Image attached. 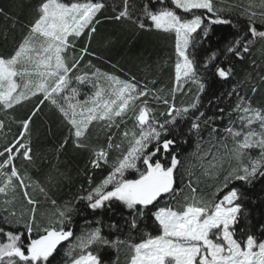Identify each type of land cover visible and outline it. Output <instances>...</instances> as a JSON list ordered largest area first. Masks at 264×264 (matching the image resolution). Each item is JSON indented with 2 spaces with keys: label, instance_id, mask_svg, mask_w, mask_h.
Instances as JSON below:
<instances>
[{
  "label": "snow or ice",
  "instance_id": "6c2138e0",
  "mask_svg": "<svg viewBox=\"0 0 264 264\" xmlns=\"http://www.w3.org/2000/svg\"><path fill=\"white\" fill-rule=\"evenodd\" d=\"M219 3L222 0H39L12 54L0 55V111L42 97L27 118L11 117L20 132L0 146V220L8 226H0V264H54L63 242L67 246L60 264H108L104 253H119L121 246L131 252L128 264H264V221L255 234L245 204L246 190L264 184V104L243 93L241 82L214 94L206 104L202 101L210 82L234 80L235 61H243L258 40L264 41V0L248 4L243 25L222 15L225 9ZM108 7L115 15L106 19L174 34L177 61L167 95L163 88L138 84L135 76L123 80L100 69L74 75L86 55H95L89 45ZM212 25H229L235 35L198 60L196 50L210 39ZM81 38L86 43L78 48ZM85 67L94 66L88 61ZM101 79L104 87L98 84ZM189 83L196 86L194 94L190 88L185 92ZM89 84L95 91L82 96L78 85ZM257 91L253 85L252 95ZM177 93L191 95L190 101L177 106ZM150 100L166 106L160 115L167 119L156 118ZM45 101L70 126L74 147L90 153L89 170L83 173L88 188L81 185L86 194L77 201L99 215L86 218L79 233L73 217L80 210L71 201L56 206L52 200L55 211L41 222L39 202L29 193L32 178L27 169L17 167L19 159L35 163L30 125ZM94 123L103 126L104 144L87 142ZM121 124V141L114 143L112 129L119 130ZM5 128L0 118V133ZM186 137L195 140L196 152L190 155L200 162L201 174L216 182L211 199L193 186L199 178L193 180L179 151L188 143ZM68 143L65 138L57 152ZM113 151L119 155L110 162ZM105 165L110 171L94 184L90 170ZM185 175L188 183L181 187ZM36 186L46 195L43 186ZM18 190L30 206L26 210H17ZM149 227L158 234L145 232Z\"/></svg>",
  "mask_w": 264,
  "mask_h": 264
},
{
  "label": "trees",
  "instance_id": "16d2710c",
  "mask_svg": "<svg viewBox=\"0 0 264 264\" xmlns=\"http://www.w3.org/2000/svg\"><path fill=\"white\" fill-rule=\"evenodd\" d=\"M39 0H0V8L4 9V14H0V55H10L14 51L20 37L26 31L25 25L32 19L34 8ZM167 2V0H166ZM250 2L259 5V0H222L218 6L223 7L225 11L222 15L232 18L234 22L239 21L242 25L246 17L242 14ZM139 3V0H137ZM169 6L171 4L169 3ZM178 12L180 10H177ZM115 12L111 7L104 10L101 23L97 25V32L93 35L89 52L95 55H86L81 62V68L74 75H79L82 72L91 74L95 69H100L103 73H108L118 76L120 79L127 80L130 76H135L138 84H148L150 88H163L164 94H168L172 88L175 77V63L177 56L175 52V36L172 33H165L158 30H137L130 26L127 22H117L105 17H112ZM187 15V14H185ZM205 15H211L205 13ZM207 23V21H205ZM235 35L234 29L229 25H212L210 39L196 50L197 59H202L209 48L215 49L223 47L227 39ZM86 43L84 38L78 42L77 47H83ZM191 51V50H190ZM88 61L94 67H85ZM235 79L227 83L210 82L208 90L202 96V101L206 104L214 94H219L225 89L231 87L237 82H241L243 93L251 96L253 102L257 105L264 104V83H261V77H264V41L258 40L252 47L250 53L245 55L243 61H235ZM247 83H244L245 79ZM151 81H155L152 84ZM99 86L102 85L100 80ZM255 85L259 91L253 96L251 92L252 86ZM192 89L195 93L196 86L191 84L185 87ZM83 92L92 93L91 86L78 85ZM103 87V86H102ZM42 97H32L30 100L24 101L17 105L13 110L5 113L0 111V118L5 119L6 128L0 133V146L6 140H11L20 132L17 123L13 122L11 117L16 121L27 118L33 109L39 104ZM191 95L184 93L176 94V104L180 106L190 101ZM150 106L155 109L156 118L163 121L166 116H161L165 112L166 106L159 103H154L150 100ZM223 106V105H222ZM215 105L209 109V114L214 111ZM69 125L64 117L59 113L55 106L45 101L40 105V111L33 118V123L30 125L31 140L35 163L29 164L23 159L17 161V167L23 171L27 169L31 176L33 186L29 189V193L33 199L39 203L37 205V216L42 223H46L47 219L55 211V206L51 201H56V206L63 205L67 201L77 207L80 212L73 217V226L77 233L84 225L85 219H94L99 213L93 214L87 210L83 201H77V197L85 195V191H81V185L84 189L88 188L87 177L83 174L87 168L90 153L74 147L70 138ZM102 124L94 123L91 126L90 134L87 142L91 146L104 144L106 136L102 129ZM127 127H133V121H127ZM181 127H186V123ZM125 125L121 124L120 129H112L115 133L114 143L121 141V133L124 131ZM65 138H69V143L65 148L57 152L59 145ZM187 144L179 147L181 156L184 158L186 167H189L193 173V180L199 178V183H194L197 187L199 195L211 199L212 193L215 191L213 185L216 183L212 179L203 176L202 168L199 166L195 155H190L196 152L195 140L192 137H186ZM127 147V142L124 143ZM119 155L113 151L110 156L114 160ZM93 174V183L100 182L110 171L109 166H102L100 169L90 170ZM63 173V175H61ZM133 175V174H130ZM188 175L183 177V183H188ZM43 186L46 189L45 193H41L36 184ZM227 189L220 192L215 198H221ZM246 195L249 197L245 201L246 207L251 213L249 219L251 224L249 228L257 235V226L261 221H264V184L257 183L251 190H246ZM3 197H0L2 201ZM257 203L253 204L252 201ZM30 206L26 204L22 192H17V210H26ZM0 226L8 228L7 225L0 220ZM145 232L152 235L158 234L154 228H146ZM239 236V229L237 230ZM136 242H139L137 237ZM67 246V242H63L58 247L57 260L54 264H60L63 258L62 249ZM131 252L126 247L121 246L119 253L115 250H108L104 253V258L108 264L116 261V264H128Z\"/></svg>",
  "mask_w": 264,
  "mask_h": 264
},
{
  "label": "rangeland",
  "instance_id": "374dc122",
  "mask_svg": "<svg viewBox=\"0 0 264 264\" xmlns=\"http://www.w3.org/2000/svg\"><path fill=\"white\" fill-rule=\"evenodd\" d=\"M100 83H102V85L100 86V87H104L105 86V82L103 81V79H101L100 80ZM191 83H189V85H190ZM192 86H195V85H193V84H191ZM91 86V85H90ZM187 86V85H186ZM185 86V87H186ZM189 88H190V86H189ZM91 90H92V92H94L95 91V89L91 86ZM81 93H82V96L83 95H86V94H88V91L85 93V92H83L82 90H81ZM91 94V93H90ZM177 94H179V93H177ZM131 174H133L134 175V173H131ZM65 243V242H64Z\"/></svg>",
  "mask_w": 264,
  "mask_h": 264
}]
</instances>
